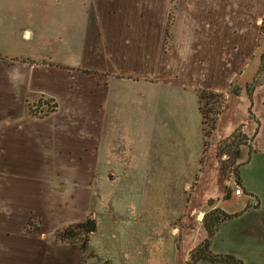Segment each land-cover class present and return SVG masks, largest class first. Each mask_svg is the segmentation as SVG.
<instances>
[{
    "label": "crops",
    "instance_id": "obj_1",
    "mask_svg": "<svg viewBox=\"0 0 264 264\" xmlns=\"http://www.w3.org/2000/svg\"><path fill=\"white\" fill-rule=\"evenodd\" d=\"M12 1L0 0V48L12 42L37 39L36 30H30L28 25L6 28L18 13ZM171 1L100 0L103 4L98 3L89 12L87 4H81L86 18L82 29L75 31L84 35L82 51L87 46L88 29H94L97 37H102L104 44L99 46V38L94 53L100 65H136L125 63L128 58L139 59L140 63L142 59L141 64L148 65L159 59L162 65L174 67L176 73L172 75L153 77L112 71L99 75L95 90L90 91L87 77L85 83L73 86L76 77L64 69L31 64L28 59L39 57L37 53L0 51V264H79L80 249L56 243L51 236L62 223L68 225L66 220L74 215H89L87 198H81L75 209L71 203L63 206L56 203L57 192L51 179H83L85 184L81 182L72 192L87 194L91 169L97 165L105 144L108 146L112 141L111 132L119 126L107 123L103 116L111 96L120 95L118 79L142 77L156 85L172 81L184 85L187 78L182 67H178L191 65L200 69L196 76L213 74L205 86L196 84V98L200 93L223 97L225 109L218 117L213 145L221 180L227 177H222L219 170L217 143L241 127L249 139V150L244 153L248 154L247 166L257 162L251 172L254 181L244 177L243 168L242 181L233 183L230 179L233 189L225 188L215 203L209 201L206 208L205 203L187 202L176 207L172 218L94 219L96 231L88 237L87 251L110 264H189L190 253L207 238L203 216L219 209L234 217L215 229L209 239V254L233 257L247 264L243 257L231 252V247L244 246L248 257L254 258L251 264H264V0H175L169 24ZM29 12L32 10H24L23 15L28 16ZM89 15L94 18V25L88 21ZM62 30L68 31L65 27ZM47 42L51 45L45 43V49L56 48L55 39ZM232 88L237 94H233ZM28 94L55 99L58 111L41 120L26 117ZM237 97L248 100V118L254 123L252 133L243 132L244 126L239 125L216 138L230 100ZM255 103L262 114L252 111ZM93 161L94 164L89 163ZM240 185L243 195L233 196L236 186L241 189ZM227 191L230 196L225 200ZM36 217L40 220L37 229L25 233ZM96 237V246L105 248L112 238V254H100L94 245Z\"/></svg>",
    "mask_w": 264,
    "mask_h": 264
},
{
    "label": "rangeland",
    "instance_id": "obj_2",
    "mask_svg": "<svg viewBox=\"0 0 264 264\" xmlns=\"http://www.w3.org/2000/svg\"><path fill=\"white\" fill-rule=\"evenodd\" d=\"M174 1H171L170 6L171 21ZM98 3L103 4L100 0H14L12 5L18 13L15 19H11L8 26L4 24L3 28L5 29V25L7 29L28 25L30 27L27 28L30 30L32 28L36 30L37 39L27 40L25 43L12 42L0 48V51L8 54L37 53L39 57L22 60L28 59L34 65L48 64L56 69H64L66 73L76 77L73 86L85 83L84 77H87V88L90 91L95 90L96 79L102 73L120 70L128 75L134 72L141 76L153 77L157 74L176 73L174 67L162 65L159 59L148 65H143L142 59L141 64L136 58L124 61L136 65L98 64L94 57L97 40L101 38L98 41L99 46L104 43L102 37H97L94 29H88L85 43L87 46L82 51L84 35L75 31L83 27L86 18L85 10L80 5L87 4L89 12ZM28 9L32 10V14L29 12L28 16L26 13L23 15L24 10ZM88 21L92 23L94 18L89 15ZM171 21L168 23L171 24ZM64 27L68 29L65 33L62 30ZM262 29L264 31V19ZM51 38L55 39L56 48L47 50L46 44L51 45L47 42ZM104 40L106 42L105 36ZM181 67L187 78L184 85L174 84L173 81L167 85H156L145 82L142 77L117 80V84H120V95L111 96L105 104L103 116L107 123L113 122L119 126L111 132L112 141L108 142V146L105 144L97 165L95 163L91 169L90 178L87 179L90 183L86 185L88 192L87 194L72 192V189L81 186V182L85 184L83 179L52 178L51 184L57 192L56 203L62 206L71 203L74 208L81 198H87L86 209L89 217L97 220L135 216L148 219L172 218L177 212L176 207L184 206L187 202H195L197 205L205 203L207 208L208 202L215 203L217 196L221 195L225 188L233 189V183H236L234 176L230 175L231 178L227 177L225 180H221L219 176L213 148L215 129L210 134L203 130L199 96L197 99L194 91L196 84L200 87L205 86L213 74L209 77L203 73L196 76L200 70L198 66L178 68ZM248 106L247 98H232L228 110L220 120L216 138L239 125L244 126L243 132L252 133L254 123L248 118ZM252 111L257 114L263 113L257 103L254 104ZM246 151L247 149L243 150L237 164L239 181H242L240 176L243 168L244 177L249 176L252 179L251 172L257 167V162H254L253 166H247ZM89 163L94 164V161ZM109 173L111 178L108 177ZM59 191H65V194ZM72 212L75 211L72 209ZM86 218L84 214L82 216L78 214L66 221L72 224ZM39 221V218H34L25 228V233L36 230ZM96 240L97 237L94 239V245L100 250V254L104 252L112 254L114 246L112 238H109L110 243L106 245L107 251H104L106 248L103 246H96ZM231 252L243 257L247 264L254 262V258L248 257L244 246L231 247Z\"/></svg>",
    "mask_w": 264,
    "mask_h": 264
},
{
    "label": "trees",
    "instance_id": "obj_3",
    "mask_svg": "<svg viewBox=\"0 0 264 264\" xmlns=\"http://www.w3.org/2000/svg\"><path fill=\"white\" fill-rule=\"evenodd\" d=\"M175 2V1H174ZM169 17V22H170ZM237 94L236 90L232 91ZM223 97L213 96L206 93L199 94V112L202 118L203 130L208 134L214 131L218 117L223 113L225 107L222 104ZM58 110V103L55 99L41 94H28L25 99V116L32 119H44ZM209 121V123H208ZM249 150V139L238 127L227 138L219 141L216 146V158L219 163V170L222 177L234 176L239 183L237 164L243 155V150ZM230 192L227 191L224 199L228 200ZM219 209L207 212L202 219L203 228L207 238L196 247L189 257V264L197 262H209L214 264H241L233 257H213L209 254V239L215 229L223 222L233 218ZM96 230V222L92 217L81 222L65 225L56 229L52 238L54 242L78 247L81 251L79 264H110L108 261L102 262L96 256L87 251V241L91 233Z\"/></svg>",
    "mask_w": 264,
    "mask_h": 264
},
{
    "label": "built area",
    "instance_id": "obj_4",
    "mask_svg": "<svg viewBox=\"0 0 264 264\" xmlns=\"http://www.w3.org/2000/svg\"><path fill=\"white\" fill-rule=\"evenodd\" d=\"M232 195L235 196V197H239V196L243 195V192L241 191V189L239 187L236 186V188L234 189Z\"/></svg>",
    "mask_w": 264,
    "mask_h": 264
}]
</instances>
